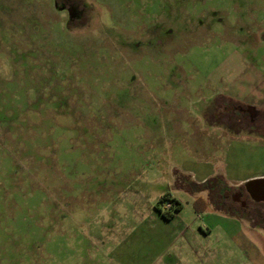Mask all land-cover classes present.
Wrapping results in <instances>:
<instances>
[{"label":"rangeland","instance_id":"1","mask_svg":"<svg viewBox=\"0 0 264 264\" xmlns=\"http://www.w3.org/2000/svg\"><path fill=\"white\" fill-rule=\"evenodd\" d=\"M230 94L264 100V0H0V264H264L178 187L219 112L260 132Z\"/></svg>","mask_w":264,"mask_h":264},{"label":"crops","instance_id":"2","mask_svg":"<svg viewBox=\"0 0 264 264\" xmlns=\"http://www.w3.org/2000/svg\"><path fill=\"white\" fill-rule=\"evenodd\" d=\"M230 95L234 96L238 102L250 103L257 106L252 107L253 109L258 108L262 110L264 108V100L261 96L256 99L257 101H251L247 97H240L239 94ZM245 107L250 106L245 105ZM204 122L210 123V121ZM259 126L260 132L258 131L257 135L249 140L239 135V129H226L220 126L221 128L216 137L217 143L212 148V150L219 152L217 154L218 156L216 157V154L212 152L210 154L205 153L197 160L188 162L185 167L186 169H184L188 179L194 183H200L210 179L217 186H227L230 188L240 186L245 189L249 188L251 192L257 191L258 187H260L264 194V140L260 139H264L263 117ZM254 178L261 179L259 181L245 183L247 180ZM192 195L195 198L194 201L197 202L195 210L212 211L207 213L208 215L204 218V227L206 229L215 226L218 227L227 239H231V244L252 248L248 254L251 262L257 263L263 260L264 256L259 255L258 258H254L253 255L255 253H264V222L248 219L244 215L236 214L232 210H224L221 205L214 207L209 201L207 202L203 190H197ZM256 201L264 209V199L258 197ZM151 213L154 219L161 223L173 218L172 215L169 219H164L154 207ZM197 230L199 232L203 229L200 227ZM246 232H249L248 234L253 237L254 246L250 240L245 238L247 237L245 236ZM190 233L193 234L196 232L190 229Z\"/></svg>","mask_w":264,"mask_h":264},{"label":"flooded vegetation","instance_id":"3","mask_svg":"<svg viewBox=\"0 0 264 264\" xmlns=\"http://www.w3.org/2000/svg\"><path fill=\"white\" fill-rule=\"evenodd\" d=\"M240 109L243 111L241 113L243 115V119H247L246 115L248 114V112L245 111L244 107H240ZM231 115V112H219L217 116L214 117V120L222 123L226 129H238L241 123L239 120L234 119ZM220 120L222 121L220 122ZM178 182L180 184L178 187H185L192 193L197 190H203L207 202L209 201L212 205H221L224 210H232L236 214H242L248 219L257 222H264V209H262L259 206V202L256 201L258 197L264 199V194L262 192V188L260 187H258L257 191L251 192L249 188L245 189L240 186H236L233 188L227 186H217L216 183L210 181V179H207L200 183H194L190 181L188 177H184V180H179ZM164 202H168L170 206L169 201L165 200L161 204H163ZM169 206L164 209L169 208Z\"/></svg>","mask_w":264,"mask_h":264},{"label":"trees","instance_id":"4","mask_svg":"<svg viewBox=\"0 0 264 264\" xmlns=\"http://www.w3.org/2000/svg\"><path fill=\"white\" fill-rule=\"evenodd\" d=\"M165 200L170 202V206L167 209H162L160 205ZM179 207L180 202L167 192L160 194L154 204V209L165 219H169L173 215V211H177Z\"/></svg>","mask_w":264,"mask_h":264},{"label":"water","instance_id":"5","mask_svg":"<svg viewBox=\"0 0 264 264\" xmlns=\"http://www.w3.org/2000/svg\"><path fill=\"white\" fill-rule=\"evenodd\" d=\"M261 178H254V179H250L247 180L245 183H249V182H253V181H259Z\"/></svg>","mask_w":264,"mask_h":264},{"label":"built area","instance_id":"6","mask_svg":"<svg viewBox=\"0 0 264 264\" xmlns=\"http://www.w3.org/2000/svg\"><path fill=\"white\" fill-rule=\"evenodd\" d=\"M163 206H165V208L168 207L169 206L168 202H164Z\"/></svg>","mask_w":264,"mask_h":264}]
</instances>
